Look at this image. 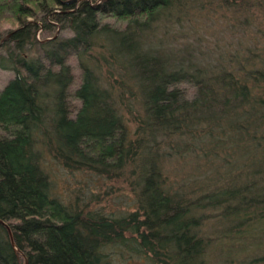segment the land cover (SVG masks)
Listing matches in <instances>:
<instances>
[{"label": "trees", "instance_id": "obj_1", "mask_svg": "<svg viewBox=\"0 0 264 264\" xmlns=\"http://www.w3.org/2000/svg\"><path fill=\"white\" fill-rule=\"evenodd\" d=\"M199 2L264 22V0H0V264H112L123 246L152 264H264V42L201 66L141 46ZM43 150L77 179L71 199ZM170 159L188 169L175 182ZM101 181L129 207L96 208Z\"/></svg>", "mask_w": 264, "mask_h": 264}, {"label": "rangeland", "instance_id": "obj_2", "mask_svg": "<svg viewBox=\"0 0 264 264\" xmlns=\"http://www.w3.org/2000/svg\"><path fill=\"white\" fill-rule=\"evenodd\" d=\"M1 27L13 28L15 25L9 21H3ZM53 33L67 34L66 31L55 28L52 31L39 30L37 37L41 38ZM145 33L141 37L143 50L147 52L157 50L165 57L169 66L182 65V52L186 56L183 63L187 58L188 61L196 63L194 59L196 58L197 61V58L202 56L201 66V63L203 65L209 62L215 63L219 55H224L226 50L233 54L249 45L253 47L261 45H257V42H264L262 40L264 22L258 17L255 23L251 22L241 26L239 21L236 22L233 14L216 6H205L200 2L198 5L197 3H188L179 10L173 9L170 13L160 16L152 29ZM253 36L255 38H252ZM195 52L200 56L198 57ZM10 76L9 71L0 70V90L5 86ZM71 109H76V105L72 104ZM42 166L50 178L53 193L65 200L71 199L74 196V190L80 186L76 182L77 179L71 177L69 171L56 164L45 150L42 151ZM187 172V166L181 161L170 159L165 162V173L169 182H175ZM78 178L80 180V176ZM96 184L91 187L95 192L99 190L104 197L101 202L95 205L96 208H102L104 212H111L118 208L129 207L132 196L128 190L123 189L122 186H111L104 181ZM205 230L208 228L206 227ZM119 250L120 248L116 247L108 249L112 253V264H152L148 257L141 253L137 254L123 246V252L120 255Z\"/></svg>", "mask_w": 264, "mask_h": 264}, {"label": "water", "instance_id": "obj_3", "mask_svg": "<svg viewBox=\"0 0 264 264\" xmlns=\"http://www.w3.org/2000/svg\"><path fill=\"white\" fill-rule=\"evenodd\" d=\"M0 222H2L1 220H0ZM3 224H5L4 222H2ZM7 226V225H6ZM25 264H27V262H25Z\"/></svg>", "mask_w": 264, "mask_h": 264}]
</instances>
